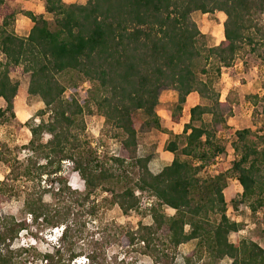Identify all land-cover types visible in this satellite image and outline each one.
Listing matches in <instances>:
<instances>
[{
    "label": "trees",
    "instance_id": "1",
    "mask_svg": "<svg viewBox=\"0 0 264 264\" xmlns=\"http://www.w3.org/2000/svg\"><path fill=\"white\" fill-rule=\"evenodd\" d=\"M43 1L52 19L26 12L33 27L23 37L15 32L19 12L9 0H0V53L5 57L0 63V99L6 104L0 118H15L19 83L11 79L12 72L29 74L28 93L45 105L40 123L25 124L31 133L24 148L31 153L27 163L2 159L11 169L9 177H24L35 188L47 176V188L28 192L22 211L33 224L64 228L61 246L41 256L40 264H71L81 256L89 264H108L105 251L113 246L132 248L153 264H174L180 246L190 242L195 247L184 256L185 264H221L225 259L230 264H264V248L239 238L243 224L228 217L224 194L228 178L235 177L242 187L236 207L245 204L253 215L264 209V123L262 130L236 132L237 158L230 176H200L223 151L217 136L234 112L233 105L221 101L215 84L223 68H232L241 55L264 49V0ZM195 12L225 15L219 45H207L192 17ZM166 89L178 94L171 112L175 122L190 93L201 100L180 135L164 129L157 113ZM262 89L261 96L252 98L264 115V84ZM138 113L144 117V129L170 137L165 150L174 159L158 174L149 168L152 156L139 155ZM93 114L105 119L108 136L119 143L116 155L101 160L84 140L85 116ZM64 161L72 162L79 177L74 190L69 178L59 175ZM7 186L0 187V196L9 200L16 193ZM98 190L110 193L109 204L123 215L148 214L152 224L134 230L105 227L98 238L88 234L86 252H78L88 222L63 201L72 194L84 208ZM50 191L54 202L44 199ZM147 200L152 201L149 207L144 205ZM167 208L174 213L168 214ZM98 211L92 203L85 213L95 216ZM27 228L26 220L0 217V264H26L30 249L11 246ZM113 258L112 264H137L128 255Z\"/></svg>",
    "mask_w": 264,
    "mask_h": 264
},
{
    "label": "rangeland",
    "instance_id": "2",
    "mask_svg": "<svg viewBox=\"0 0 264 264\" xmlns=\"http://www.w3.org/2000/svg\"><path fill=\"white\" fill-rule=\"evenodd\" d=\"M64 1L66 3L84 4L87 0ZM9 2L12 8L19 12L16 16L15 32L17 27L22 29L25 34L31 31L33 23L25 16L26 12L45 15L46 19H52L44 11L45 2L43 0H9ZM192 17L199 30L206 35L208 46H217L224 40V22L226 17L222 12H216L214 15L195 12ZM4 61L5 57L0 53V63ZM10 77L13 82L19 83V89L14 99L15 118L5 122L3 121L5 119L0 118V187L2 185L13 187L16 195H12L9 200L4 198V196H0V217L15 216L19 221L26 220L29 228L20 233L18 239L12 243L11 248H29L30 254L27 255L26 264H40L41 256L46 253H53L57 248V242L54 240L57 236V231L55 228H46L40 225V223L33 224L31 216L23 213L22 209L28 192H32L34 189L44 190L47 188L46 184L48 183H45L47 176H43L40 187L37 185L35 188V183L28 181L24 177H19L18 179L9 177L11 169L4 163L2 158L9 160L13 164L18 159L21 166L27 163V159L31 156V153L24 148L31 140V133L25 124L28 121H34L36 124L40 123L43 118L39 115V112L45 109V105L39 97L31 96L28 93L30 84L29 74H24L19 70L12 72ZM263 84L264 49H261L256 54L247 51L236 60L232 68H223L222 75L216 82L215 88L220 93V98L223 96L225 101L233 105L234 112L228 121L226 129L219 132L217 136V141L223 148V151L218 154L213 162L201 170V177L206 178L219 173L229 175L233 163L237 158L233 145L236 141V132L244 129L262 130L264 115L261 113L260 104L254 105L252 96H261L263 94ZM5 107V102L0 99V108L4 109ZM161 108V106H158L157 110ZM160 111L162 116L166 115L164 110L161 109ZM48 116L46 114L44 119L47 120ZM143 123L144 117L141 113H138L136 115V126L139 132V155L153 157L158 142L153 138L152 141H149V139L145 140L148 133L153 129H144ZM85 124L84 140L91 144L90 146L97 152V156L101 160L118 153L119 143L108 136L109 128L105 125V119L102 116L98 114L86 115ZM47 140L48 137H45L44 141L46 142ZM194 161L197 165L200 164L199 160L195 159ZM72 167L71 161H64L59 175L68 177L69 186L74 190L79 186L80 180L78 175L73 173ZM224 194L228 205V217L243 224L241 232L238 234L239 238L251 240H256L257 237L264 238V215H259L258 213L253 215L247 205L242 204L236 207L234 203L240 201L242 194V187L235 177L228 178V185ZM74 198L76 197L72 196V194H67L63 202L65 205H71L81 215L84 214L83 221L88 222L84 232V239L77 245L78 252H86L88 243L86 236L88 234H96L95 237L98 238L100 236L98 234L99 230L105 227L125 226L134 230L139 224H152V219L148 214L144 215L143 213L132 212L128 216L123 215L118 206H111L109 204L111 194L108 192L98 190L84 208H81L80 204L74 201ZM44 199L46 202H54L53 191L47 193ZM148 201L144 204L146 207H149L147 205ZM92 203L98 206L99 211L95 216H86L85 212ZM166 212L168 214L173 213L168 208ZM234 238L235 235L230 236L231 241ZM194 247L195 242L180 246L174 264H185L184 256L194 249ZM105 253L108 264H112L111 261H114V256L122 259L126 255L135 258L137 264H153L148 256L141 255L132 248L113 246L108 248ZM83 257L85 256L78 257L71 264H80ZM229 261L231 262V260L225 259L221 264H229Z\"/></svg>",
    "mask_w": 264,
    "mask_h": 264
},
{
    "label": "crops",
    "instance_id": "3",
    "mask_svg": "<svg viewBox=\"0 0 264 264\" xmlns=\"http://www.w3.org/2000/svg\"><path fill=\"white\" fill-rule=\"evenodd\" d=\"M16 33L19 36L26 37L28 36L30 31H28V33L25 34V32H23L22 29L17 27ZM177 99H178V94L176 93V91L169 89L163 90L160 95L159 106H161L162 107L161 109L166 112V115L162 116L160 111L161 109L160 110L158 109L157 113L161 119V125L164 129H167L169 131L174 132L177 135H180L183 133L184 126L190 121L191 109L196 105L200 104L201 100L196 92L190 93L186 99V103L184 105L181 118L179 119V121L175 122L171 118V112H172V107L177 102ZM221 101H225L223 96H221ZM152 138L156 139V142H158V146L155 148V152L153 153V157H152L153 159L149 164V168L152 173L158 174L165 166H168L172 163L174 159V155L165 150V146L168 140L170 139L168 134L164 133L163 131H158L153 129L148 133L147 138H145V140L149 139V141L150 140L152 141ZM255 241L264 248V238L257 237ZM230 263L231 262L229 261V264Z\"/></svg>",
    "mask_w": 264,
    "mask_h": 264
},
{
    "label": "clouds",
    "instance_id": "4",
    "mask_svg": "<svg viewBox=\"0 0 264 264\" xmlns=\"http://www.w3.org/2000/svg\"><path fill=\"white\" fill-rule=\"evenodd\" d=\"M55 229L57 231V233H56L57 236H56V238L54 240L57 242V248H59L61 246V240L63 238L64 228L63 227H58V228H55ZM80 264H89V261H88V259L86 257H83Z\"/></svg>",
    "mask_w": 264,
    "mask_h": 264
},
{
    "label": "built area",
    "instance_id": "5",
    "mask_svg": "<svg viewBox=\"0 0 264 264\" xmlns=\"http://www.w3.org/2000/svg\"><path fill=\"white\" fill-rule=\"evenodd\" d=\"M68 163H69V162H68ZM151 203H152V201L149 200V201L147 202V205H148V206H151ZM258 214H259V215H260V214L264 215V209L260 210ZM239 233H240V232H239Z\"/></svg>",
    "mask_w": 264,
    "mask_h": 264
}]
</instances>
